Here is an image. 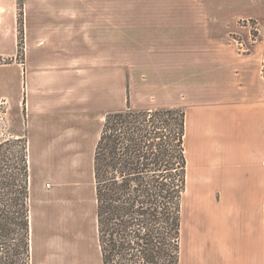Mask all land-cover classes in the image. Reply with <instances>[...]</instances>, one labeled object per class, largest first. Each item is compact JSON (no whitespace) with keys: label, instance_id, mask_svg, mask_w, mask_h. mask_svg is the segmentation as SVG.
Masks as SVG:
<instances>
[{"label":"crops","instance_id":"1","mask_svg":"<svg viewBox=\"0 0 264 264\" xmlns=\"http://www.w3.org/2000/svg\"><path fill=\"white\" fill-rule=\"evenodd\" d=\"M19 5L29 150L75 149L82 132L95 150L111 88H153L185 112L192 214L216 213L217 240L231 241L232 258L193 264H264V50L229 46L216 3L202 0H0L10 61Z\"/></svg>","mask_w":264,"mask_h":264},{"label":"trees","instance_id":"2","mask_svg":"<svg viewBox=\"0 0 264 264\" xmlns=\"http://www.w3.org/2000/svg\"><path fill=\"white\" fill-rule=\"evenodd\" d=\"M185 135L179 108L104 115L92 167L102 264H180ZM28 169L25 138L1 141L0 264L30 258Z\"/></svg>","mask_w":264,"mask_h":264},{"label":"rangeland","instance_id":"3","mask_svg":"<svg viewBox=\"0 0 264 264\" xmlns=\"http://www.w3.org/2000/svg\"><path fill=\"white\" fill-rule=\"evenodd\" d=\"M202 1L207 6L216 3V14L223 15L225 20L224 35L229 46L243 55L249 54L252 47L264 50V0ZM17 8L16 58L10 61L0 57V142L18 138L26 140L31 225L28 264H102L96 232L93 134L82 132L76 148L70 150H29L27 139L23 136L27 128L23 72L20 67L23 62V13L21 5ZM152 90L150 87H112V111L125 110L127 106L133 110L169 107L165 100L167 98L153 94ZM189 132L188 128L187 139L185 136L188 176L182 202L180 264H193L196 261L190 258L195 256L232 258L230 238L226 241L223 238L217 240L218 236H215L221 228L216 213L210 220L203 214H192V204L196 202L192 200L191 194ZM12 145L18 147L15 143ZM195 228L201 231L199 240H195L196 236L192 234ZM206 230H210L209 234L213 236L211 246L201 245L202 240L206 239Z\"/></svg>","mask_w":264,"mask_h":264},{"label":"bare ground","instance_id":"4","mask_svg":"<svg viewBox=\"0 0 264 264\" xmlns=\"http://www.w3.org/2000/svg\"><path fill=\"white\" fill-rule=\"evenodd\" d=\"M31 181V180H30Z\"/></svg>","mask_w":264,"mask_h":264}]
</instances>
